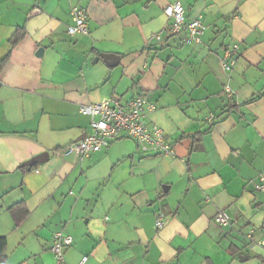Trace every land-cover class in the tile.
Here are the masks:
<instances>
[{"label": "crops", "instance_id": "0c3cea01", "mask_svg": "<svg viewBox=\"0 0 264 264\" xmlns=\"http://www.w3.org/2000/svg\"><path fill=\"white\" fill-rule=\"evenodd\" d=\"M177 1L205 26L198 45L169 33L164 9ZM74 5L86 10L88 34L67 33ZM19 28L25 36L11 47ZM234 45L228 73L221 60ZM9 53L0 71L5 264H264V192L255 189L264 175V0H0V61ZM138 95L157 105L147 123L175 157L144 155L131 139L84 161L56 153L89 133L81 105ZM43 152L47 163L23 167ZM21 202L29 215L16 226L10 208ZM219 211L229 226L214 221ZM59 231L73 237L63 262L51 252Z\"/></svg>", "mask_w": 264, "mask_h": 264}, {"label": "built area", "instance_id": "2783aa9c", "mask_svg": "<svg viewBox=\"0 0 264 264\" xmlns=\"http://www.w3.org/2000/svg\"><path fill=\"white\" fill-rule=\"evenodd\" d=\"M167 17L172 19L170 34L178 35L185 32V42L190 45L201 43L205 26L201 18L191 21L186 20L185 7L180 1L168 5L164 9ZM73 24L68 26L67 33L70 36L88 34L86 10L79 5H74L70 11ZM157 41L162 39L161 34L152 36ZM240 49L238 45L226 49L221 60L223 69L231 73L237 62ZM223 93L227 99L234 98V92L226 85ZM157 105L146 96L138 95L124 102L118 97H108L97 103L81 105L79 112L90 119V131L79 141L58 150L56 153L62 156L73 155L79 161L101 152L111 145L112 142L131 139L135 141L144 155H157L166 158L176 156L174 146L167 138L164 131L157 125H149L147 118L154 113ZM214 116L210 115L209 123L212 124ZM255 189L264 192V175L255 183ZM214 221L221 227L230 225V216L226 211H219L214 216ZM166 224V218L160 213L156 219V228L162 229ZM250 230L247 237L251 238ZM73 244V237L64 232H56L52 238L51 252L58 262H63L64 251ZM264 248V238L258 243ZM88 256H83L78 264H87Z\"/></svg>", "mask_w": 264, "mask_h": 264}, {"label": "trees", "instance_id": "16d2710c", "mask_svg": "<svg viewBox=\"0 0 264 264\" xmlns=\"http://www.w3.org/2000/svg\"><path fill=\"white\" fill-rule=\"evenodd\" d=\"M25 36V31L23 28H19L13 34L10 39L11 47H15ZM10 53L0 61V71L5 66L9 59ZM37 167V166H35ZM11 215L13 216L14 222L16 226H20L21 223L27 218L29 215V211L24 202L17 203L10 208ZM6 247L7 240L5 237H0V264H5L7 256H6Z\"/></svg>", "mask_w": 264, "mask_h": 264}, {"label": "water", "instance_id": "95a60500", "mask_svg": "<svg viewBox=\"0 0 264 264\" xmlns=\"http://www.w3.org/2000/svg\"><path fill=\"white\" fill-rule=\"evenodd\" d=\"M39 13L38 11L33 12L32 15H36ZM43 51L42 48L39 49L38 54H40ZM107 65L114 67L117 66L120 60V57L115 55V54H103L100 56ZM99 58H95L94 62H97ZM85 137V134L81 136L77 141L83 139ZM50 159V153L49 152H43L34 158L30 159L29 161L25 162L23 164V167H26L28 170H31L37 165L45 164L49 161Z\"/></svg>", "mask_w": 264, "mask_h": 264}]
</instances>
